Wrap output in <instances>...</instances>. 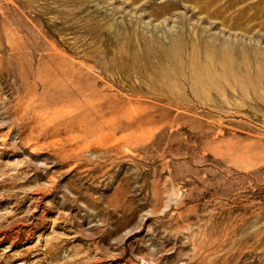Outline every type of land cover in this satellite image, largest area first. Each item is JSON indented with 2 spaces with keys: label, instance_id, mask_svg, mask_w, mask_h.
Listing matches in <instances>:
<instances>
[{
  "label": "rangeland",
  "instance_id": "rangeland-1",
  "mask_svg": "<svg viewBox=\"0 0 264 264\" xmlns=\"http://www.w3.org/2000/svg\"><path fill=\"white\" fill-rule=\"evenodd\" d=\"M0 264H264V0H0Z\"/></svg>",
  "mask_w": 264,
  "mask_h": 264
},
{
  "label": "bare ground",
  "instance_id": "bare-ground-1",
  "mask_svg": "<svg viewBox=\"0 0 264 264\" xmlns=\"http://www.w3.org/2000/svg\"><path fill=\"white\" fill-rule=\"evenodd\" d=\"M222 58H223V61L225 63H229L230 64L231 60L227 56H223ZM224 62H223V64H224Z\"/></svg>",
  "mask_w": 264,
  "mask_h": 264
}]
</instances>
